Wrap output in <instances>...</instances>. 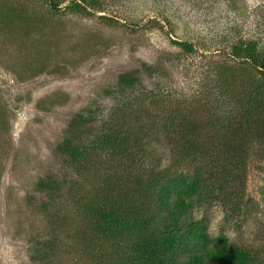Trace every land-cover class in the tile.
I'll list each match as a JSON object with an SVG mask.
<instances>
[{
    "label": "rangeland",
    "instance_id": "374dc122",
    "mask_svg": "<svg viewBox=\"0 0 264 264\" xmlns=\"http://www.w3.org/2000/svg\"><path fill=\"white\" fill-rule=\"evenodd\" d=\"M48 1L0 0V264H37L31 251L37 238L53 239L51 264H93L99 255L81 231L82 199L118 170L135 176L161 169L173 155L171 145H179L176 133L186 130L184 118L205 119L213 105L220 109L219 90L233 105L245 102L258 75L229 56L236 43L264 54V0H56L55 10ZM128 71L138 72L141 85L121 92L117 83ZM123 97L133 99L131 110L149 116L151 125L154 116L176 118L173 141L165 130L164 137L151 130L130 162L109 161L100 143L97 158L78 173L64 166L58 147L70 119L93 111L86 137L102 139V132L121 126ZM247 160L241 191L226 199L210 195L188 209L211 238L222 234L243 245L264 236V159L254 153ZM215 162L204 158V169L215 171ZM183 168L193 173L186 163ZM48 177L72 187L76 197L49 208L52 231L36 190ZM237 194L238 208L230 204Z\"/></svg>",
    "mask_w": 264,
    "mask_h": 264
},
{
    "label": "trees",
    "instance_id": "16d2710c",
    "mask_svg": "<svg viewBox=\"0 0 264 264\" xmlns=\"http://www.w3.org/2000/svg\"><path fill=\"white\" fill-rule=\"evenodd\" d=\"M48 2L52 9L57 8L56 0ZM15 13L7 14L6 23ZM175 44L186 53L193 48L187 42ZM229 56L238 63L248 64L258 75V84L243 104L233 105L225 90H219L216 99L222 101L220 111L213 105V111L205 119L184 118L186 130L176 133L179 145H171L173 155L166 165L159 170L150 168L146 173L136 171L135 176L130 175V169L118 170L105 177L100 187L78 205V215L84 219L81 231L89 237L86 243L99 255L97 258L95 254L93 264H264V236L243 245L230 244L222 234L211 238L203 222L188 212L192 205L207 200L210 195L226 199L236 190L241 191L247 155L256 153L264 159V54L257 52L252 44L240 42L232 47ZM117 84L125 92L141 85V80L138 72L128 71L120 75ZM258 96H261L259 100ZM124 99L123 110H118L123 118L121 126L102 132V139L86 137L94 120L93 111L83 110L70 119L69 129L58 147L64 166L78 173L86 162L97 158L100 143L105 145L102 151L109 161L130 162L132 153L149 139L151 130L161 131L163 137L165 130L167 140L175 136L169 131L176 118L160 120L154 116L152 126L149 116L138 113L135 107L131 110L133 99ZM141 105L145 106L146 102ZM161 122L167 128H162ZM207 128L212 131H206ZM204 158L217 160L215 171L204 169ZM185 163L193 170L190 175L183 168ZM143 165L146 163L142 168ZM62 183L56 177L36 183V190L42 195L40 212L49 231L54 229L50 217L56 203L76 200L72 187L63 188ZM230 204L240 206L238 194L230 198ZM259 230L264 232V188ZM53 246V239H36L31 251L37 264L54 261Z\"/></svg>",
    "mask_w": 264,
    "mask_h": 264
}]
</instances>
